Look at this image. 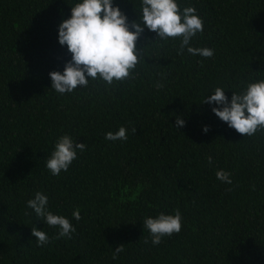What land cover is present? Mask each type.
<instances>
[{
  "label": "trees",
  "instance_id": "trees-1",
  "mask_svg": "<svg viewBox=\"0 0 264 264\" xmlns=\"http://www.w3.org/2000/svg\"><path fill=\"white\" fill-rule=\"evenodd\" d=\"M80 2L0 0V264H264V129L243 136L202 102L264 80V0H177L203 22L190 45L212 57L178 54L180 37L145 27L129 78L59 94L49 73L71 53L58 25ZM141 2L113 0L129 22ZM120 127L126 141L105 139ZM63 135L87 147L54 176L46 163ZM37 191L76 228L71 239H51L58 227L27 207ZM176 209L180 232L153 245L143 220ZM32 227L50 243L38 246Z\"/></svg>",
  "mask_w": 264,
  "mask_h": 264
},
{
  "label": "clouds",
  "instance_id": "clouds-1",
  "mask_svg": "<svg viewBox=\"0 0 264 264\" xmlns=\"http://www.w3.org/2000/svg\"><path fill=\"white\" fill-rule=\"evenodd\" d=\"M145 27L155 32L157 39L180 37L178 54H183L186 48L191 55L205 58L214 55L211 48L190 45L192 38L203 32L202 19L192 6L183 8L181 12L177 0H142L141 14L137 20L129 22L119 6H114L113 0H82L72 6L71 16L58 25L59 43L67 45L71 59L66 61L63 72L49 73L51 88L59 94H65L73 92L77 86L87 87L88 78H99L107 85H112L114 81L123 82L130 77V70L135 69L139 62L136 42ZM202 102L220 105L212 108L213 113L243 136L253 135L258 128L264 129V80L249 83L241 93L233 91L230 102L220 87ZM184 124L185 121L177 116L174 127L179 129ZM208 130L205 125L203 131L207 133ZM127 131L125 127H120L115 133L108 131L105 139L126 141ZM132 131L136 132V129ZM86 147L85 142L77 143L71 136L63 135L57 139L46 167L52 175L58 176L62 170H68L77 158V153L83 152ZM208 161L211 164V156ZM216 176L223 182L231 183L228 172L218 170ZM47 205L48 197L40 191L27 201V207L34 211L36 217L50 227H58V233L51 239H71L76 228L68 218L54 214ZM72 216L79 221L80 210L75 209ZM181 220V212L176 209L174 215L161 212L156 217H147L142 223L143 228L149 231L151 243L159 245L163 237L180 232ZM31 234L36 237L38 246L50 243L46 232L37 227H32ZM145 243H148L147 239ZM124 245L121 243L114 248L113 259L124 251Z\"/></svg>",
  "mask_w": 264,
  "mask_h": 264
}]
</instances>
